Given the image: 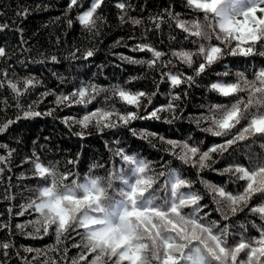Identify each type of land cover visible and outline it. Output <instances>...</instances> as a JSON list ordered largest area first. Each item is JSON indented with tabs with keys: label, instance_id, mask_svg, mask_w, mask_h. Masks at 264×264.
<instances>
[{
	"label": "snow or ice",
	"instance_id": "obj_1",
	"mask_svg": "<svg viewBox=\"0 0 264 264\" xmlns=\"http://www.w3.org/2000/svg\"><path fill=\"white\" fill-rule=\"evenodd\" d=\"M105 2L89 0L90 6L75 18L92 36L100 34L104 18L99 10ZM184 5L189 13H195L190 19H181L180 13L170 6L164 10V15L158 14L151 20L156 29H160L162 23L174 24L185 34L184 38L195 45L193 49L174 50L171 57L164 60L165 52L148 43H137L129 50L150 53V59L120 55L122 61L159 72L156 90L151 93L119 84L102 88L82 81L67 94L57 95L51 90L41 93V99L27 104L25 110L24 99L40 81L35 77L18 80L10 77L6 69L0 70V90L9 89L14 101L13 104L0 97V111L8 107L22 111V116L18 113L15 120L8 119L0 125V134L21 118L51 116L57 108L77 105L88 109L103 93L101 107L86 111L79 118L62 119L70 130L74 125L82 129L74 135L83 139L87 134L83 130L90 127L101 134L105 130L128 128L133 136L148 140L154 148L157 144L153 140L166 145L164 152L181 165L196 170L197 179L193 181L182 169L166 164L158 170L139 153L116 147L112 150L115 159L109 162L111 168L107 176L93 175L89 170L81 177L71 170L61 172L55 164H45L39 154L33 152L22 164H30L31 177L41 183L30 189L33 194L26 204L20 205L21 211L17 214L23 216L27 212L32 218L16 227L24 232L31 226L32 231L24 232L25 235L32 238L53 235L55 245H64L63 249L55 246L52 249L59 252L61 259H45L41 264L67 261L70 248L79 250L70 264H264V67H253L251 75L247 70L233 72L229 68L215 72L216 77L224 79L210 82L207 90L222 99L201 105L204 111L189 117L201 132L220 138L221 142L206 150L201 147L203 142L194 141L191 135L186 139H172L158 132H138L129 127L136 120L172 124L183 119V99L188 96V89L199 87L197 78L210 75L226 56L264 57V0H184ZM82 7V0H69L65 13L69 17L66 20L69 28L74 23L71 11ZM115 7L121 23L130 22L133 26L143 23L129 15L131 5L124 0ZM6 27L0 25V30ZM78 52L79 49H75L72 56L76 57ZM93 55L94 51L89 49L83 58L86 60ZM6 56L5 49L0 47V58ZM51 60L58 62L56 56ZM177 63L191 69L192 74L181 71ZM137 78L132 77L127 83ZM163 83L169 86L166 94L160 93ZM158 94L166 95L167 101L152 106ZM49 95L55 96L56 108L36 111L35 107ZM113 101L132 110L121 111ZM115 143L119 145L120 141ZM0 149L7 150V155L0 154L2 175L5 170L11 171L8 164L15 149H9L6 144H0ZM241 149L247 163L238 155ZM226 156L231 161L216 167ZM100 166L93 165V169ZM206 170L223 177V181L205 179L201 173ZM197 183L202 185L203 191L196 187ZM229 185L234 187L229 189ZM206 198L215 206L212 211L218 213V219L211 218L209 205L204 202ZM242 213L251 225L247 221L240 222ZM8 228L0 224V230ZM252 228L255 235L251 234ZM11 247L10 242H0L4 256L9 255ZM25 251L36 252V256L31 257V264H35L43 250L26 247ZM25 259L27 264L28 258Z\"/></svg>",
	"mask_w": 264,
	"mask_h": 264
},
{
	"label": "trees",
	"instance_id": "obj_2",
	"mask_svg": "<svg viewBox=\"0 0 264 264\" xmlns=\"http://www.w3.org/2000/svg\"><path fill=\"white\" fill-rule=\"evenodd\" d=\"M117 2L121 0H106L105 5L99 10L104 18L99 29L100 34L92 36L85 32L75 20L79 12L90 6L89 0H82L83 7L74 8L71 11L70 17L74 21L71 28L67 26L66 20L69 17L65 15L69 0H0V25H7L0 30V47H3L7 53L6 58H0V70L6 69L10 77L18 80L35 77L40 81L39 85L30 90L31 94L24 99L25 110H27V104L41 99V93L51 90L57 95L67 94L79 87L82 81L97 84L102 88L119 84L134 91L143 90L151 93L156 90L159 72L150 70L147 66L122 61L120 55L150 59V53L129 50L137 43H148L165 52L166 55L162 58L164 60L169 59L174 50L195 47L184 38L185 34L175 28L174 24L162 23L160 29H156L151 20L158 14L164 15V10L170 6L174 12L180 13L181 19H190L195 13H189L184 0H124L131 5L129 15L143 21L140 26H133L130 22L121 23L119 10L115 7ZM25 10H27L26 14ZM18 29H22V33ZM133 36L135 39H129ZM118 40L121 43L117 44ZM77 48L79 52L76 57H73L72 52ZM89 49L94 51V55L85 60L84 53ZM52 56H56L58 62H53ZM177 67L181 71L192 74V70L183 65L177 63ZM253 67L257 69L264 67V57L226 56L214 66L210 75L197 78L199 87L193 86L188 89V96L183 99V119L176 120L172 124L155 120H136L129 127L138 132L140 130L158 132L172 139H186L191 135L194 141H202L201 147L206 150L212 144L221 142L220 138L201 132L189 117L198 116L203 112L201 105L216 103L222 99L215 93L209 92L207 85L217 79H224L216 77L217 71H224L226 68L233 72L247 70L251 75ZM132 77L138 78L127 83ZM168 88L167 83L160 84V93L166 94ZM181 90L176 89V91ZM103 95L102 93L97 101H93L88 109L77 105L71 108H57L51 116L21 118L19 122L13 123L3 134H0V144H6L9 149H15L8 164L11 171L5 170L0 175V224L9 226L8 229L0 230V242H10L13 245L8 250L7 256H4L3 250H0V264H26L25 258H28L27 264H31V257L36 256V252L28 253L25 251L26 247L43 250L35 264H41L45 259H61L59 252L52 249L54 246L63 249L64 245H55L53 235L32 238L24 234V232L32 231L31 226L26 227L24 232L16 227L18 223L32 218L27 212L23 216L17 214L21 211L20 205L26 204L33 194L30 189H35L41 183L31 177V165L22 164L25 157L31 156L33 152H37L45 164H55L61 172L71 170L82 177L91 170L93 175L104 177L110 171L109 162L115 159L112 150L123 147L132 154L139 153L146 160L152 161L158 170H162V165L167 164L170 167L182 169L184 174L193 181L197 179L195 169L181 165L179 161L163 151L166 145L153 140V143L157 144L154 148L148 140L133 136L128 128L105 130L101 134L90 127L83 130L87 133L83 139L74 135L82 129L74 125L70 130L62 119L67 116L79 118L86 111L101 107ZM0 97L7 98L14 104L9 89L0 90ZM54 100V95L47 96L43 103L35 107V110L47 112L49 109L56 108ZM166 101V95L158 94L153 99L152 106L165 104ZM113 103H116L121 111L132 110L126 109L118 101ZM18 113L22 116V111L14 107L0 111V125L8 119L15 120ZM149 139L153 138L149 137ZM117 140L120 141L119 145L115 143ZM0 154L7 155V150L0 149ZM238 155L242 162L247 163L243 149L238 152ZM68 161H76V163L70 164ZM230 161L231 158L226 156L215 166L222 167ZM97 164L101 166L93 169V165ZM201 175L216 183L224 179L217 176L215 172L207 170ZM196 187L201 191L204 190L198 183ZM228 187L232 189L234 186ZM5 189L8 191L6 192ZM204 202L209 205L208 211L211 212V218L218 219V213L212 211L215 206L207 198ZM239 219L240 222L247 221L251 225V221L243 213L240 214ZM258 223L257 221V225ZM251 234H256L255 228L251 229ZM78 253V249L70 248L67 253L68 260H62L61 264H70L71 259Z\"/></svg>",
	"mask_w": 264,
	"mask_h": 264
}]
</instances>
